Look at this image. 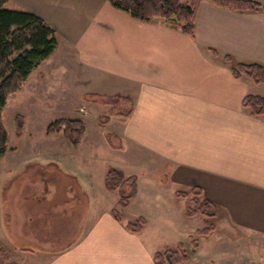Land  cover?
<instances>
[{
    "label": "crops",
    "instance_id": "0c3cea01",
    "mask_svg": "<svg viewBox=\"0 0 264 264\" xmlns=\"http://www.w3.org/2000/svg\"><path fill=\"white\" fill-rule=\"evenodd\" d=\"M252 1L264 6V0ZM9 3L40 16L57 33L56 51L27 80L35 75L45 100L78 93V113L87 109L86 117L94 108L109 112L87 100L91 94L129 97L134 106L129 117L117 115L101 124L113 155L122 157L115 168L138 178V195L120 210L121 222L112 214L118 201L105 208L92 200L99 191L108 199L107 172L99 188L77 167L51 159L39 167L47 173L43 187L39 178L22 185L37 184L44 202L34 211L30 206L37 205L29 204L23 218L17 216L14 232L36 246L19 252L25 264H155V254L179 244L188 250L187 264L204 252L213 264H240L237 257L245 256L240 245L218 240L217 232L242 234L236 242L244 246L264 242V118L243 108L247 96L264 97V84L236 80L231 71L239 63L264 66V11L232 12L204 1L192 38L160 19L139 21L109 0ZM61 81L70 85L55 94ZM192 189L217 206L215 219L187 216L191 198L176 194ZM170 196L181 202H164ZM139 218L147 221L143 231L129 232L126 225ZM40 219L39 230H25L20 222L30 227ZM196 219L204 226L212 220L216 230L199 236L197 229L201 240L194 248ZM211 240L218 247L208 252ZM251 258L244 264L257 263Z\"/></svg>",
    "mask_w": 264,
    "mask_h": 264
},
{
    "label": "trees",
    "instance_id": "16d2710c",
    "mask_svg": "<svg viewBox=\"0 0 264 264\" xmlns=\"http://www.w3.org/2000/svg\"><path fill=\"white\" fill-rule=\"evenodd\" d=\"M204 1H211L217 7L232 12L264 11V6L252 0H109L111 5L127 12L133 18L152 22L160 19L172 29L178 30L187 36L195 37L197 16ZM9 0H0V155L8 152L9 134L4 125L3 110L9 97L21 91L32 72L46 59L51 57L58 47L56 31L40 16L27 11H13L7 9ZM214 56L217 51L211 50ZM225 61L232 63L231 56ZM233 77L236 80L247 78L256 85L264 84V66L258 63H239L231 66ZM87 100H93L100 105L108 106L114 115L129 117L134 109L133 101L129 97L114 95L102 96L91 94ZM128 107V108H126ZM243 108L254 117L264 118V97L249 95L243 100ZM110 116L101 118L102 125H106ZM16 136L23 137L25 120L21 115L15 117ZM62 133L64 138L74 147L83 142L87 128L82 120L59 119L52 123L47 134ZM105 187L108 191L119 194L118 208L112 211L114 218L121 222V211L130 206L131 201L138 195V178L126 177L122 170L111 167L105 177ZM178 197L191 198L192 206L187 208V216L201 215L208 219H215L219 210L212 202L203 198L200 190L179 192ZM146 219L139 218L128 223L129 232L140 234ZM216 230L215 224L205 221V227L198 232L199 236H209ZM196 248L197 240H193ZM155 264H187L189 253L184 244L177 248L157 253L154 256ZM0 264H12L8 253L0 249Z\"/></svg>",
    "mask_w": 264,
    "mask_h": 264
},
{
    "label": "rangeland",
    "instance_id": "374dc122",
    "mask_svg": "<svg viewBox=\"0 0 264 264\" xmlns=\"http://www.w3.org/2000/svg\"><path fill=\"white\" fill-rule=\"evenodd\" d=\"M190 1L185 0L187 3ZM6 8L17 11L13 3H8ZM37 83L39 81L34 75L28 83H25L19 93L9 97L3 110L4 125L9 134V150L6 154L0 155V249H4L8 253L12 264H25L23 258L18 256L19 252L36 249L35 244L25 240V237L20 238L14 231L18 222L17 216L22 219L24 216L22 215L23 211L27 209L29 204L37 205L36 208L30 206V210L34 211L44 203L40 196L42 191L39 192V189L36 188L37 184L31 186V183L22 186L25 181H33L34 183L39 178L43 187L42 180L47 173H45V167L39 168L40 166L48 165V161L51 159H62L69 165L83 171L84 175L89 176V179L95 183V186L98 184V187L102 188L104 187V173L111 167L115 168L117 159L122 160L121 156L113 155L110 149L111 141L107 140V132L101 127V118L110 116L111 120L112 117L117 115L112 114L109 108V112L107 109L94 108L90 115L86 117L84 115L88 113L87 109H82L78 113V93L73 99L61 100L54 97L45 100L47 93L43 94L42 86L37 85ZM69 85L70 83L67 82H59L56 84L57 92L55 94H64L63 92L67 91ZM17 115L23 116L26 124L23 137L20 139L16 136L15 117ZM81 117L85 119L87 128L82 146H72L62 133L47 134L48 127L57 120L63 118L80 120ZM131 171L141 174V170L132 169ZM160 179V181H164L165 178L161 176ZM84 184L87 186L88 182L84 180ZM87 187L90 189L89 186ZM105 192L108 194V199H105V195L99 191L92 196L93 202L95 201L96 204H100L105 208L114 207L118 201V192L106 190ZM164 202L181 201L170 196ZM185 204L190 206L191 202L188 200L185 201ZM20 222L25 230L32 227L36 230L43 226V219L32 221L30 227L27 226L26 222L21 220ZM212 222L211 220L210 223ZM204 227L201 219L195 220L194 240H201L196 234V230ZM241 237L244 236L240 233L223 229L217 232L216 235V238H219L218 240L227 241L229 244L235 242L238 246L240 245L239 251L245 255V258L242 256L237 257L238 263H246L247 260H250V254L252 253L256 258L251 259L257 262L256 264H264V258L260 256V254H264V242L259 243L257 246L251 244L244 246V244L236 242ZM194 246L192 244V247ZM205 247L208 248V252H212L218 245L215 240H211ZM192 249L190 253H192ZM211 256L207 252L201 253L198 257H193L190 264H213L212 260L209 259Z\"/></svg>",
    "mask_w": 264,
    "mask_h": 264
}]
</instances>
